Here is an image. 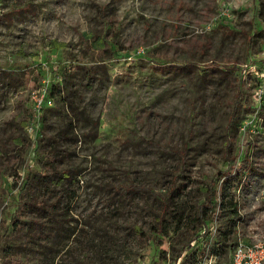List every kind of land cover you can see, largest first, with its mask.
Here are the masks:
<instances>
[{"label": "rangeland", "instance_id": "374dc122", "mask_svg": "<svg viewBox=\"0 0 264 264\" xmlns=\"http://www.w3.org/2000/svg\"><path fill=\"white\" fill-rule=\"evenodd\" d=\"M204 220L264 241V0H0V264H178Z\"/></svg>", "mask_w": 264, "mask_h": 264}, {"label": "trees", "instance_id": "16d2710c", "mask_svg": "<svg viewBox=\"0 0 264 264\" xmlns=\"http://www.w3.org/2000/svg\"><path fill=\"white\" fill-rule=\"evenodd\" d=\"M84 34L86 35V37L88 36V38L92 36L91 34L89 35L88 33H84ZM95 42L98 45V47L104 46V39L102 37L97 38ZM49 45L54 48H61L66 45V42L59 41L55 38H52L49 40ZM53 88H54V84L50 86L51 90H53ZM231 120L234 121V117L231 116ZM48 150H46V155H49V157L46 159V161H44V167H43L44 171L43 173H39V176L41 178V183L42 185H45L46 190L53 188L54 185L57 186L62 181L72 180V176L69 170L67 168H61L59 166V159H57L56 156L54 155L55 151L53 149H48ZM243 163H245L244 167L246 168L248 165L247 164L248 162L246 160H243ZM240 171L243 172V170H240ZM240 171L234 174L238 178L242 176V173ZM224 188H225V185L223 186V189ZM48 198L50 201L44 200L46 199L44 197H41V198L34 197L28 201H24L23 205L34 209L38 216L39 215L45 216L44 211H48V212L50 211L44 209V204H47L48 206H58L61 201L60 196H57V197L48 196ZM222 202L224 203L225 201H222L221 198H219L217 205H219L220 207ZM231 207H232L231 212L234 213L231 220H232V223H234V221L237 218L236 217L237 215L236 214V211H237L236 203L232 202ZM162 211H165V207L162 208ZM163 214L164 212H162V215L156 216L154 222L151 225L150 235H151V238L153 239V242L156 245L161 247V253L165 255L166 247H164L163 245L167 244V241H168V225L164 223V219L162 218ZM208 223L209 221L204 220L203 228H201V230L194 231L193 236L190 239H188L186 243L183 244V246L181 247L177 255L178 258L182 257L179 260L178 264H191V262L193 261V258L195 257L196 252L195 250H192L190 242L192 239L198 237L200 234L204 232V230L208 226ZM135 229L138 233L143 234L142 230H140L138 227H136ZM226 233L227 231H223V233H221L220 230L218 229L217 241L220 243L222 247L228 246L230 242V239H228L229 237L227 235H226L227 237L225 235H222ZM245 241H247V239H245ZM9 264H12V263H9ZM13 264H21V263H13Z\"/></svg>", "mask_w": 264, "mask_h": 264}, {"label": "built area", "instance_id": "2783aa9c", "mask_svg": "<svg viewBox=\"0 0 264 264\" xmlns=\"http://www.w3.org/2000/svg\"><path fill=\"white\" fill-rule=\"evenodd\" d=\"M40 94L33 95L35 120L40 118L44 105L51 103L45 89ZM34 125L35 121L29 123L30 130ZM217 234L218 229L209 222L204 232L191 240V248L196 252L191 264H264V241L250 242L242 238L229 242L227 249H231V255L227 261L220 262L222 246L217 241Z\"/></svg>", "mask_w": 264, "mask_h": 264}]
</instances>
